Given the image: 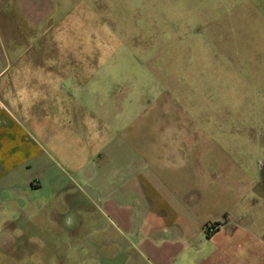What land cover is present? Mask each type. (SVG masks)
Here are the masks:
<instances>
[{
	"label": "rangeland",
	"instance_id": "374dc122",
	"mask_svg": "<svg viewBox=\"0 0 264 264\" xmlns=\"http://www.w3.org/2000/svg\"><path fill=\"white\" fill-rule=\"evenodd\" d=\"M29 1L0 0V21L23 4L26 31L60 68L57 112L35 135L52 157L57 188L48 190L57 195L36 199L32 220L14 215L0 264L18 254L105 264L114 247L99 241L120 235L105 213L114 199L98 189V161L104 152L112 159L120 129L165 113L196 141L258 146L264 164V0ZM128 248L116 247L120 260L109 264H123Z\"/></svg>",
	"mask_w": 264,
	"mask_h": 264
},
{
	"label": "crops",
	"instance_id": "0c3cea01",
	"mask_svg": "<svg viewBox=\"0 0 264 264\" xmlns=\"http://www.w3.org/2000/svg\"><path fill=\"white\" fill-rule=\"evenodd\" d=\"M37 1L41 2L33 0L34 8ZM24 7L0 21L3 247L9 245L4 230L14 215L32 220L42 209L36 199L57 195L56 189L48 190L57 188L52 157L35 135L45 127L42 119L57 112L59 89H65L59 84L57 62L44 61L50 49L42 47L40 36L36 40L30 29L26 31ZM35 25L31 22L30 28ZM168 117L163 113L155 125L146 122L120 129L112 159L105 152L99 155L98 189L104 197L112 189L114 200L106 203L105 213L112 215L120 235L99 241L114 247L105 264L119 261L122 250L116 247L123 246L129 247L123 264H264V164L258 160V146L196 141L189 129L167 125ZM107 162L112 167L108 178ZM209 224L219 226L211 236L204 231ZM10 261L46 260L2 256L3 264ZM91 262L82 258L76 264ZM57 263L74 264L71 257Z\"/></svg>",
	"mask_w": 264,
	"mask_h": 264
},
{
	"label": "built area",
	"instance_id": "2783aa9c",
	"mask_svg": "<svg viewBox=\"0 0 264 264\" xmlns=\"http://www.w3.org/2000/svg\"><path fill=\"white\" fill-rule=\"evenodd\" d=\"M218 229H219V226L218 225H216V224H209V225L205 226L204 231H205V234L207 236H211L214 233H216Z\"/></svg>",
	"mask_w": 264,
	"mask_h": 264
}]
</instances>
